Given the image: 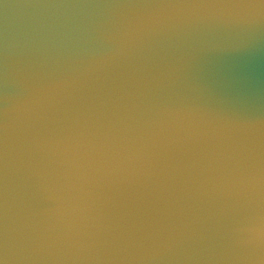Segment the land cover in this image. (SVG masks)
<instances>
[{"label":"water","instance_id":"95a60500","mask_svg":"<svg viewBox=\"0 0 264 264\" xmlns=\"http://www.w3.org/2000/svg\"><path fill=\"white\" fill-rule=\"evenodd\" d=\"M0 264H264V0H0Z\"/></svg>","mask_w":264,"mask_h":264}]
</instances>
